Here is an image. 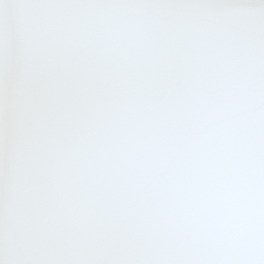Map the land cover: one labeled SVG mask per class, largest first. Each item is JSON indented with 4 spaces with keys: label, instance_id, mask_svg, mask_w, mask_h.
<instances>
[{
    "label": "snow or ice",
    "instance_id": "snow-or-ice-1",
    "mask_svg": "<svg viewBox=\"0 0 264 264\" xmlns=\"http://www.w3.org/2000/svg\"><path fill=\"white\" fill-rule=\"evenodd\" d=\"M0 264H264V0H0Z\"/></svg>",
    "mask_w": 264,
    "mask_h": 264
}]
</instances>
